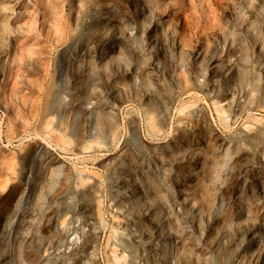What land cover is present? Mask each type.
<instances>
[{
	"label": "rangeland",
	"instance_id": "obj_1",
	"mask_svg": "<svg viewBox=\"0 0 264 264\" xmlns=\"http://www.w3.org/2000/svg\"><path fill=\"white\" fill-rule=\"evenodd\" d=\"M0 264H264V0H0Z\"/></svg>",
	"mask_w": 264,
	"mask_h": 264
},
{
	"label": "bare ground",
	"instance_id": "obj_2",
	"mask_svg": "<svg viewBox=\"0 0 264 264\" xmlns=\"http://www.w3.org/2000/svg\"><path fill=\"white\" fill-rule=\"evenodd\" d=\"M136 192V193H135ZM133 191V190H130V194H132V195H136V194H138V191L136 190V191Z\"/></svg>",
	"mask_w": 264,
	"mask_h": 264
}]
</instances>
